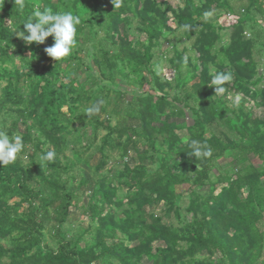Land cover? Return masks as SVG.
<instances>
[{
    "label": "trees",
    "instance_id": "obj_1",
    "mask_svg": "<svg viewBox=\"0 0 264 264\" xmlns=\"http://www.w3.org/2000/svg\"><path fill=\"white\" fill-rule=\"evenodd\" d=\"M235 1L248 2L243 15L230 14L235 12L230 0H122L118 9L112 0H24L22 14L15 0H0V124L11 119L10 137L22 125L21 138L32 149L26 155L28 164L17 159L0 166V264H255L260 259L264 86L256 89L261 81L253 59L254 41L246 38L249 23H256L250 8L259 0ZM44 8L81 18L70 56L57 64L45 53L54 37L31 45L18 38L28 16ZM218 10L228 12L234 21L226 45L221 43L223 27L205 15ZM177 32L191 41L194 54L185 58V51L171 46L169 63L178 92L170 96L171 82L149 67L153 50L166 34ZM85 58L98 72L95 76L88 66L84 68L89 73L85 81L93 80L96 86L93 91L75 84L80 73L72 66ZM182 66L187 67L183 78ZM218 71H231L233 81L225 85L224 95L215 97L209 85ZM120 78L128 87L142 88L146 83L158 92L132 97L135 106L126 118L136 120V126L121 121L113 127L79 112L105 90L101 112L111 105L108 117L117 115L128 91L117 82ZM230 94L240 95L235 105L227 99ZM251 102L262 117L254 115ZM187 112L191 124L185 121ZM79 125L84 129L92 125V137L98 128L107 131L97 149L94 169L99 177L82 212L93 225L91 241L81 245L80 237L65 240L61 231L76 204L59 175L67 170L60 158ZM183 130L185 141L179 134ZM111 139L121 160L135 162L123 163L115 176L107 174ZM192 140L209 146L211 157L190 156ZM48 151L56 153L54 162L40 166L36 153ZM229 151L237 157L234 171L216 174L210 181L214 162ZM250 156L254 158L247 159ZM147 162L157 164V169H148ZM183 185L189 189L181 214L182 196L176 187ZM120 186L126 188L122 198L117 197ZM159 205L164 207L162 216L155 213ZM51 222L55 249L43 245Z\"/></svg>",
    "mask_w": 264,
    "mask_h": 264
},
{
    "label": "rangeland",
    "instance_id": "obj_2",
    "mask_svg": "<svg viewBox=\"0 0 264 264\" xmlns=\"http://www.w3.org/2000/svg\"><path fill=\"white\" fill-rule=\"evenodd\" d=\"M171 1V3L179 2V0H166ZM230 4H232L234 13H230L233 17L237 16L238 13L240 15H243V12L241 10L246 8L248 5L247 1L244 2H236L235 0H230ZM259 5H262L263 9L259 12L256 11L257 8H259ZM224 10H218L215 14H210L207 16L210 20H217V24L220 27H223L221 34V43L227 44L228 42V35L231 32V28L233 27V19L232 16ZM250 14L254 16V19L256 21L255 24L249 23L247 26L246 31V38L252 39L254 41V50H253V59L255 63L257 64V70L260 76V84L256 89H261L264 86V0H259L256 2V4L250 8ZM229 15V16H228ZM102 36V35H101ZM140 40H144L143 36L138 37ZM99 40L102 39L99 35ZM220 43V44H221ZM175 45L176 49L179 52H184V57H192L193 52L190 50L191 41H186L182 38L181 32H177L172 35L166 34V39L164 42H161L160 47L158 49L153 50V59L150 64V71L154 74L160 76L162 79L167 80L171 82L172 90L169 92L170 96H174L178 91L174 88L175 85V72L171 68L169 59L172 57L171 53V46ZM85 66H88L95 76H98V72L95 69V67L92 65L90 59L85 58L84 62L82 64L78 62H74L73 66L74 69L77 68L78 73H80V77L76 76V82L77 85H83L84 90L91 89L92 91L96 89V86L92 84L93 80L85 81V78L89 76L88 72H84ZM19 67V66H18ZM73 69V70H74ZM186 66H182L179 70L180 77H184L186 75ZM74 72V71H73ZM90 74V75H91ZM63 82H67L66 79H63ZM105 82V81H104ZM117 82L120 84L123 90H126L128 85L124 80L121 78L117 80ZM127 85V86H126ZM127 95L123 100V104L118 108L117 111L119 113L117 115H111L108 117L109 114H111V111L113 107L110 105V107L106 108V112H101V108L103 107V99L105 96V90L99 95V98H96L95 100H91L90 103L86 104L83 107H80V113L87 115L85 112V109L92 107L93 105L97 106L99 108L98 112H95L91 115H93L95 118L98 119L100 122H108L110 126H115L119 124L118 122L123 121L125 125L127 126H136L137 121L133 120L132 118H126L128 117L127 114L129 113V108L134 109V101H132V97H138L142 95L143 93H151V94H157L158 92L154 89H152L149 85L146 83L142 86V88H139L138 86L131 85L127 88ZM240 98L239 94H230L228 95V100L231 104H236L238 99ZM103 103H100V102ZM105 107V104H104ZM249 107L253 108V113L255 116H261V110L258 108H254V104L251 102L249 103ZM65 112V109H63ZM108 118V119H107ZM10 121L11 119H6L3 123L0 124V131H5L7 134L10 132ZM186 123L191 124V118L189 113L186 114ZM92 128L93 126H86L84 129L83 126L79 125L77 126V129H75L70 137V139L67 141V149L64 151V156L60 158V161L67 165V170H64L60 172V178L63 182L66 184V190L70 193H73L75 196L74 205L73 208L70 209L69 216L67 217L66 222L62 226V233L65 234V240L68 239H77L78 237L81 238L80 245L81 244H87L91 241V234L89 232L92 231V223L88 221V219L83 215V209L87 202L89 201V196L94 188V184L96 183V179L99 177L97 172L95 171V166L99 162V154L97 152L98 147L101 145L107 131L103 128H98L97 133L95 137H92ZM23 132L22 125H18V129L16 132H13V135H19L21 136ZM181 136L182 141H185V131L179 133ZM33 137H36V134L33 133ZM112 141V142H111ZM108 146L112 145V151L109 153V159L107 160V167L111 169L110 173H107L106 170H104V173L115 176L117 173L122 170V164L129 162L131 164H134L135 162L133 159H120V152L116 146H114L113 139L110 140ZM137 147L141 150L143 148L142 144H138ZM43 148H48V146L45 144ZM26 151L24 154L18 155L17 159L21 161L23 165L28 164L27 154L32 152L31 146L28 144L25 146ZM142 151V150H141ZM40 153H36L35 155V161L36 163H40ZM237 157L235 156V153L229 151L224 154V156L220 159H217L214 162V169L213 173L210 175V181H215L218 174H228L231 175L234 171L235 166L238 164V162L234 161ZM242 160H244V157H240ZM254 158V157H253ZM252 156L248 157L247 159H253ZM239 159V158H238ZM255 162H257L255 160ZM244 163L247 164V160H244ZM63 164V165H64ZM257 164L260 166V162H257ZM148 169L155 171L158 167L157 164H149L146 163ZM217 174V175H216ZM86 181L83 183V181ZM116 184L118 181H115ZM115 182L113 183L115 185ZM188 186L183 185L176 187V192L181 194L182 198L179 202V206L181 208V214H183V209L187 206V193ZM126 188L123 186H120L117 197L122 198L125 194ZM206 191V189H204ZM205 194V193H203ZM163 209L164 207L162 205H159L155 211V213L159 216L163 215ZM116 213H119L120 210H115ZM170 220L175 223V221L170 216ZM165 221V220H164ZM167 222V221H165ZM53 227L54 223H48L46 226V229L44 231V237H43V245L55 249L57 247L56 239L53 236ZM121 236L118 237V239ZM156 244H154L155 246ZM226 264V263H224ZM255 264H264V249L262 251V255L260 259Z\"/></svg>",
    "mask_w": 264,
    "mask_h": 264
},
{
    "label": "clouds",
    "instance_id": "obj_3",
    "mask_svg": "<svg viewBox=\"0 0 264 264\" xmlns=\"http://www.w3.org/2000/svg\"><path fill=\"white\" fill-rule=\"evenodd\" d=\"M115 9L122 6V0H112ZM25 4L24 0H15V8L22 14ZM206 16L210 15L205 13ZM81 24V18L72 12H53L49 8L43 10L35 9L22 25L25 31L18 33V38L31 45L43 44L48 37H54L52 46L45 48L48 57L58 62H62L69 57L75 44L77 35V26ZM233 81L231 71H218L210 82V87L214 88L215 97L222 96L227 92L225 85ZM100 103H103L102 101ZM99 108L95 105L85 109L87 115L98 112ZM25 148L24 142L19 135L9 136L5 131H0V166L12 164L17 160L19 153ZM190 156L195 159L209 158L212 155V149L207 145H202L198 140H192L190 143ZM56 153L48 151L40 156V166L45 163L54 162Z\"/></svg>",
    "mask_w": 264,
    "mask_h": 264
},
{
    "label": "crops",
    "instance_id": "obj_4",
    "mask_svg": "<svg viewBox=\"0 0 264 264\" xmlns=\"http://www.w3.org/2000/svg\"><path fill=\"white\" fill-rule=\"evenodd\" d=\"M260 9H263V7H261V8H257V9H256V11H257V12H259V11H260Z\"/></svg>",
    "mask_w": 264,
    "mask_h": 264
},
{
    "label": "built area",
    "instance_id": "obj_5",
    "mask_svg": "<svg viewBox=\"0 0 264 264\" xmlns=\"http://www.w3.org/2000/svg\"><path fill=\"white\" fill-rule=\"evenodd\" d=\"M229 16V15H228ZM231 16V15H230ZM233 18V17H232Z\"/></svg>",
    "mask_w": 264,
    "mask_h": 264
}]
</instances>
